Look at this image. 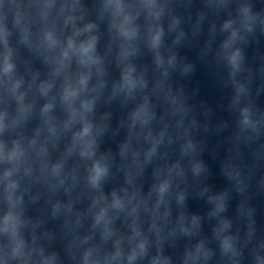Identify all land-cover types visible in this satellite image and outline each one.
Instances as JSON below:
<instances>
[{
  "label": "clouds",
  "instance_id": "9594fccd",
  "mask_svg": "<svg viewBox=\"0 0 264 264\" xmlns=\"http://www.w3.org/2000/svg\"><path fill=\"white\" fill-rule=\"evenodd\" d=\"M258 215L264 0H0V264H264Z\"/></svg>",
  "mask_w": 264,
  "mask_h": 264
}]
</instances>
